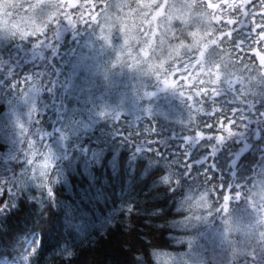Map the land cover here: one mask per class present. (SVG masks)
Instances as JSON below:
<instances>
[{"label": "trees", "instance_id": "1", "mask_svg": "<svg viewBox=\"0 0 264 264\" xmlns=\"http://www.w3.org/2000/svg\"><path fill=\"white\" fill-rule=\"evenodd\" d=\"M18 2L42 6L35 20L47 32L43 39L11 34L0 44L1 60L23 61L32 46L47 44L62 26H67L70 34L65 41L52 43L60 42L57 51H62L63 59H53L60 66L64 62L60 69L42 73L40 65L36 69L25 65V69H5L0 74V264H264V246L262 253L256 250L255 257H237L236 251L221 249L217 243L226 216L243 210L254 212L250 199L257 198L253 193L258 185L264 186V116L260 115L264 113V87L256 85L250 94L242 89L245 100L235 90L236 77L242 80L249 75L238 65L242 61L247 64L251 57L237 60L234 42L244 38L240 29L246 33L253 21L240 13L231 15L227 8L220 10L224 21L232 18L240 23L235 28L226 23L211 25L214 37L223 29V39L219 48L210 46L205 52L200 66L203 72L194 59L199 51L186 47L193 44V37L187 33L196 30L195 15L193 22L178 26L182 35L177 32L179 40L169 36V43L160 52L159 70L164 71L163 76L168 72L172 81H182V90L193 100L187 101L176 89L167 88L146 101L138 86L130 88L126 81L118 84L119 71L126 70L130 77L135 69H108L109 74L89 69L84 55L92 40L105 36L133 33L137 38L145 37L141 32L151 27L148 21L137 31L141 17L126 16L128 8L121 12L118 5L130 3L135 10L137 4L155 5L163 0H107L112 7L102 11L109 19L105 22L101 15L100 27L75 26L62 19L48 27L58 15L56 0ZM82 2L75 0L76 4ZM102 2L96 0L97 6ZM207 2L221 4L223 0ZM200 7L203 10V4ZM254 10L259 23L264 8L258 0L249 12ZM146 11L151 13L153 8ZM72 12L79 18L78 12ZM118 16L125 20L124 31L118 28ZM156 22L160 35L162 17ZM228 31L232 36H227ZM181 42L185 47H177ZM258 47L264 52V43ZM185 61L192 65L187 73L191 79L180 67ZM211 61L220 63L219 72L211 67ZM252 64L259 67L257 61ZM33 88L44 90L40 98L44 114L37 115L41 110L37 98L34 108L27 113L24 109L15 117L18 102ZM213 89L218 96L212 95ZM234 108L240 111L234 135L218 139L221 133L216 121L224 119L227 123L226 117ZM18 117L21 124L15 122ZM33 120V127L40 131L35 163L43 162L39 156L43 142L50 179L40 180L34 175L36 169L22 156ZM208 122L215 128L208 129ZM249 128L254 130L249 135L236 136L246 134ZM18 129L26 130L21 138H17ZM195 131L212 138L197 141ZM186 138L191 142L186 143ZM149 145L154 151H148ZM202 194L210 210L195 207ZM226 195L230 196L227 208ZM217 227L219 235L215 234Z\"/></svg>", "mask_w": 264, "mask_h": 264}, {"label": "snow or ice", "instance_id": "2", "mask_svg": "<svg viewBox=\"0 0 264 264\" xmlns=\"http://www.w3.org/2000/svg\"><path fill=\"white\" fill-rule=\"evenodd\" d=\"M261 8H264V0H258ZM256 0H223L221 4H212L208 3L207 0H163L161 4L155 5H140L137 4L135 10L133 9L132 4H120L117 7L121 12H123L124 8H128V12L125 13L126 16H139L141 17V24L137 27V31L143 27L144 21H148L151 25L153 22L157 20V18L162 17L163 29L160 32L159 37V45H155L159 47L163 45L164 42L171 35L179 40V36H177V32H180L179 27H183L191 22H193V17L195 15V23L197 27H195V31H188V35L193 37V44L188 45L189 51L194 48L199 51V57L194 58L196 60V65L200 67L203 65L204 60L203 57L205 52L210 46H215L216 48L220 47V43L223 39V29H221V35L214 37V32L211 25L215 22L216 24H228L233 28L236 27L240 23L238 19L229 18L227 21H224L220 16L222 13L221 9L227 8L229 14L234 15L235 13H240L245 19H251L253 21L252 24L248 26V31L246 33L243 32V28L240 31L243 33L244 38L238 40L235 43L234 51L236 52V59L240 60L241 57L248 56L251 57V60L245 64L243 61L238 65V67L243 68L245 72H249L248 76L243 77L241 80L240 77H236L237 87L235 90L238 94H240L241 99L245 100V91L250 94V91L255 88L256 85H260L264 87V52L259 50V45L264 43V11L260 12L262 17L261 22H256L255 10L253 12H249L250 8H254V4ZM203 4V10L200 5ZM54 7L58 10V15L52 17L51 24H48V27H52L59 20H67L70 24H84L85 26L89 24H95L97 27H100L99 19L100 16L103 15L105 22L109 19V16L106 11L108 8H111L112 5L104 0V2L100 3L98 6L96 4V0H84V2L80 4H76L75 0H56ZM42 8V6H34V4L28 3L25 6V3L18 2V0H3L0 2V30H6L9 33L17 34L22 37H31L36 39H43L47 32V28L44 26H38V21L35 20V16L37 15V10ZM149 8H153V11L149 13L146 11ZM66 9H73L75 12L79 13V18L73 14L72 11H66ZM83 9V11H81ZM95 9V11H93ZM207 9H213L212 12H207ZM31 13V14H29ZM198 13V15H196ZM163 14V15H162ZM219 14V15H218ZM151 16V20H148V17ZM18 17V18H17ZM119 20L118 28L120 31H124L127 27L125 20L123 17L118 16L116 18ZM173 21L176 24H173ZM116 21L114 20L113 23ZM47 23V22H46ZM160 28V24H156L155 27H149L144 29L141 32V35L145 36L143 47L139 49L142 54H147L148 49L152 48L154 45L152 43V37L156 35V29ZM175 28V31L173 30ZM103 29V28H102ZM181 33V32H180ZM232 31L227 32V36H232ZM182 35V33H181ZM199 37V38H197ZM128 43L127 35H125V44ZM245 45H247V52H245ZM177 47H185V45L181 42L177 45ZM131 55V52H129ZM119 62L123 61V55L121 54L118 58ZM252 61H257L258 68L252 64ZM142 63V62H140ZM131 66L140 68L139 63H129ZM185 69V77H188L187 73L192 68V65L185 61L183 65H180ZM211 67L215 68L217 72H219L220 63L216 61H211ZM200 70L205 71L203 67H200ZM174 72V69L170 70ZM258 73L256 76H253L251 72ZM227 72V69H226ZM156 75L158 79H161L166 87H170L179 91L180 95L185 97L187 101H192L193 96L191 94L186 95L182 90L183 84L182 81H173L169 82L167 78L168 72L165 73L163 77L158 74L152 73ZM207 74L210 77L212 75L211 68L207 70ZM228 77L232 76V73H227ZM216 80H219V75L216 76ZM201 84H204V80H200ZM227 83L231 87L232 80L230 78L227 79ZM244 89L245 91H241ZM206 91V90H205ZM197 96L201 95L198 91L196 93ZM212 95L218 96L219 92L216 89H213ZM247 105L245 104V107ZM203 109H198V111H202ZM231 115L227 116V123H225L224 119H218L216 123L219 125L220 135L217 137L218 139L223 140L225 135L231 136L234 135L233 127L238 123L237 116L240 115V111L238 108H234L231 111ZM264 116V113L260 114ZM206 127L208 129H214L215 125L211 122L206 123ZM195 140H205L212 138L210 135L205 136L203 131H195L193 133ZM186 143L191 142V138H186ZM147 144L148 142L145 141ZM35 145L32 141H29L28 147L33 148ZM41 151H39L40 159L43 161L41 164L37 165L35 160L37 158V152L33 153V157L30 161L32 166L36 169L34 175H37L40 180H44L45 177L51 178V173L47 170V156L44 152V144L41 142ZM148 151H154L151 145L148 146ZM51 167L54 169L55 165L52 164ZM39 169V171L37 170ZM211 177H209V180ZM167 180V178H166ZM215 191V189H213ZM239 194H237V198ZM206 199L205 195H201L200 199L195 202V207H208L210 210V205H205L204 201ZM230 196H224V206L227 208ZM264 206V204H262ZM264 235V234H262Z\"/></svg>", "mask_w": 264, "mask_h": 264}, {"label": "rangeland", "instance_id": "3", "mask_svg": "<svg viewBox=\"0 0 264 264\" xmlns=\"http://www.w3.org/2000/svg\"><path fill=\"white\" fill-rule=\"evenodd\" d=\"M0 2H3V0H0ZM156 24L158 23L155 21L150 26L155 27ZM68 30L67 26H62L57 35L48 39L47 44L41 43L32 46L28 53H24L25 56L23 61L22 59L16 60L12 58L7 60L0 59V74L3 73L1 71H5V69H25V65H28L31 69H36L37 65H40L42 73H45L48 69H60L64 65L63 61V63L61 62V66L56 63V61L60 62L63 59V54H61L62 51L60 50L59 53L57 51L60 46L58 43L60 42L56 45H52V43L59 40L65 41L70 34ZM70 30L72 29L70 28ZM11 34L12 33L7 32L6 30H0V44L8 41ZM125 35H127L128 38L127 44H125ZM159 37L160 35H158V32L156 31V35L152 37V43L154 46L148 49L147 54H142L139 49L143 47L145 37L142 39L141 37L137 38V36L133 33L115 34L112 37L105 36L104 38H100L99 41H91V48H87L88 52H86L87 54L84 55V58H87L89 61L88 63H90L89 69H101L106 73H108V69H135L132 70L133 74L130 77L127 75L126 70L119 71L116 75L118 84L123 85L126 81V85L130 86V88L134 89L135 86H138L142 91V100L146 99V101H149L157 98V96L165 92L167 88H170L166 87L161 79H158L156 75L152 74L155 73L163 77L162 74L164 73L163 70H159L161 68L160 52L164 48V45L169 43V38L163 45L156 47L155 45H159ZM48 52L50 54H48ZM66 52L67 50L64 51V53ZM129 52H131V55H129ZM121 54L123 55L124 62L118 61ZM54 57H56V61L53 62ZM133 62L139 63L140 68L133 67L129 64ZM155 69H157L156 72ZM11 74H9V76H11ZM40 77L43 78L44 76L40 74ZM169 82L173 81L169 79ZM15 85L16 84H13L12 86L15 88ZM28 91V95L24 94V98H21L22 100L18 102L17 107H15V117L20 116L24 109L27 113V110L29 111L34 108V102H36L37 98L40 100V104L42 103L40 99L44 91L42 88L36 90L33 88V92L31 89ZM38 109L41 110L39 113L37 112V115L41 117V115L44 114L45 108L41 104ZM39 117H36L35 119L38 121ZM15 122L21 124L20 118H16ZM34 124L35 120H33L32 127L29 129L27 137L28 141H32L35 146L33 148H29L28 144H26L27 147L24 150L25 153L22 154V156L28 160L29 164L33 157V153H38V148L36 147V141L38 143V140L36 137L40 131L35 130L33 127ZM252 130L253 129L249 128L246 134L237 133L236 136L238 138H242L245 135H249ZM25 132L26 130L23 131L18 129L16 135L19 136L17 138H21ZM226 138L227 137H225V139ZM35 162H37V159ZM253 195L257 198L250 199L249 207L255 211H237L232 212V214L228 217L226 216V218L222 221L223 229L221 237L217 238L218 246L220 245L221 249L236 251L237 255H240L237 257H241L246 254H251L250 256L255 257V255H257L255 254L257 252L256 250L260 252L261 246H264V235H262L264 234V219H259V217H257L259 215L264 216V206H262V204H264V186L258 185L257 190L253 193ZM228 213L229 212H225L227 215ZM216 230L215 234L219 235V227H217ZM260 255L258 254V256Z\"/></svg>", "mask_w": 264, "mask_h": 264}]
</instances>
